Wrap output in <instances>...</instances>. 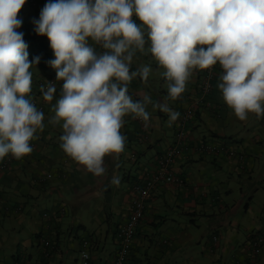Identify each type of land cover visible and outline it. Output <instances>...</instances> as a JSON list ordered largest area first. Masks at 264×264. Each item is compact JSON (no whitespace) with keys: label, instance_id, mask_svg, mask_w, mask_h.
Returning <instances> with one entry per match:
<instances>
[{"label":"crops","instance_id":"1","mask_svg":"<svg viewBox=\"0 0 264 264\" xmlns=\"http://www.w3.org/2000/svg\"><path fill=\"white\" fill-rule=\"evenodd\" d=\"M47 2L26 0L21 18L34 28ZM148 49L146 43L136 52L130 71L149 66V77L132 79L128 94L133 100L147 94L152 103L166 101L180 113L178 119L169 126L168 115L151 104L147 128L127 114L120 130L127 138L124 151L105 156L106 171L95 176L60 147L63 121L50 122L59 81L53 101L43 100L44 129L30 142L33 151L19 160L4 158L11 161L0 171V264H115L117 233L133 212L135 188L158 172L157 159L177 145L181 131L185 138L171 173L184 184H160L152 192L126 264H264V244L257 253L254 247L264 239V117L250 113L240 121L234 115L217 87L219 64L210 93L203 91L207 69H194L185 92L168 98L166 69ZM50 53L53 57L51 48ZM34 69L32 80L54 71ZM195 103L194 117L182 126ZM203 143L219 151L202 153ZM114 175L119 186L111 184Z\"/></svg>","mask_w":264,"mask_h":264},{"label":"clouds","instance_id":"2","mask_svg":"<svg viewBox=\"0 0 264 264\" xmlns=\"http://www.w3.org/2000/svg\"><path fill=\"white\" fill-rule=\"evenodd\" d=\"M25 3L0 0V160L29 155L30 142L44 129V113L29 98L31 69L41 57L29 60L18 31L23 21L17 14ZM33 24L50 42L54 58L46 63L55 81L63 82L50 120L63 121L60 147L95 176L105 173V156L124 151L127 138L120 130L127 114L146 128L149 104L168 115L169 126L180 116L166 101L128 94L132 79L149 77V66L130 71L146 43L166 69L168 98L185 92L194 69L219 64L217 87L234 115L240 121L250 113L264 117V0H48ZM54 82L41 87L46 102L57 92ZM111 184L119 186L120 177L114 175Z\"/></svg>","mask_w":264,"mask_h":264},{"label":"built area","instance_id":"3","mask_svg":"<svg viewBox=\"0 0 264 264\" xmlns=\"http://www.w3.org/2000/svg\"><path fill=\"white\" fill-rule=\"evenodd\" d=\"M215 66H212L210 69H207L206 76H205V82L203 84V91L205 94H208L211 92V81L216 76L215 75ZM56 76H50L47 78L44 82L41 83V87L44 86L46 88V85L48 81H55ZM59 81H55L56 89L59 87ZM41 102L40 105H37V109L39 111H44V105H43V97L42 93L39 96L38 103ZM197 106V103L193 104V108L188 109L187 112H185L182 120V126H185L189 123V121L194 117L195 108ZM185 138V134L183 131H181L178 134V140L177 145L172 148L170 151H168L164 156H161L157 159V167L158 172L152 175L147 176V179L145 181L144 186L138 187L136 186V191H138V195L136 196L134 203H133V212L122 228L118 230L117 233V239L119 242V248L117 254V258L115 261V264H126L128 260L130 259L131 252H132V246L134 239L136 237L137 228L140 223V221L143 219L145 206L147 199L150 198L152 192L156 190V188L160 184H175V185H183L184 181L181 178L175 177L171 173L172 165L175 161L176 155L181 150V147L183 146V139ZM199 150L202 153H215L219 151V149L213 145L209 144H201L199 146ZM11 161V157L6 158L0 162V171L5 170L8 166V163ZM264 244L263 238H258L254 244L255 252H259L258 246H262ZM88 245L87 242L84 243V247ZM83 258L85 260L89 259V255L87 253H83Z\"/></svg>","mask_w":264,"mask_h":264},{"label":"trees","instance_id":"4","mask_svg":"<svg viewBox=\"0 0 264 264\" xmlns=\"http://www.w3.org/2000/svg\"><path fill=\"white\" fill-rule=\"evenodd\" d=\"M21 13L22 12L20 11L17 14V17L19 19H22L20 18ZM22 21H23L22 26L20 29H18V31H22L24 33L23 39L28 45L27 51L29 53V60H32L33 57L35 56H40L41 60L40 63L38 64L39 69L43 72H49L52 68L49 67L46 62L53 58L51 56L52 53H50V47H49L50 42L48 41L46 36L37 35L34 32V28H32L28 24V22H26L25 19H22ZM52 74H56L55 70L50 74H46V77H50L52 76ZM41 79H43V77L40 78V80ZM34 82L36 83V85L39 84V82L36 80Z\"/></svg>","mask_w":264,"mask_h":264},{"label":"rangeland","instance_id":"5","mask_svg":"<svg viewBox=\"0 0 264 264\" xmlns=\"http://www.w3.org/2000/svg\"><path fill=\"white\" fill-rule=\"evenodd\" d=\"M20 11L22 12V10H20ZM22 15H23V12L21 13L20 18L22 17ZM37 68H39L38 65H37ZM37 68L35 67V69H34L35 70V74H37L38 70L40 71V69H37ZM52 76H56V74H52ZM40 78H42V76L39 77L38 79H34V81L36 80V81L39 82L38 85H36V83L34 81H32V86L38 88V90L36 89L35 91H31L29 93V98L31 99L32 103H34L35 100H36V102H38L39 96L41 94V83L44 82L49 77L43 76V79H41V80H40ZM40 104H41V102L38 103V105H40Z\"/></svg>","mask_w":264,"mask_h":264}]
</instances>
